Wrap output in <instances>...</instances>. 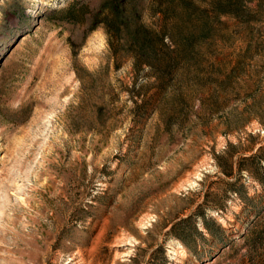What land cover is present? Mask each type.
<instances>
[{
  "label": "rangeland",
  "instance_id": "1",
  "mask_svg": "<svg viewBox=\"0 0 264 264\" xmlns=\"http://www.w3.org/2000/svg\"><path fill=\"white\" fill-rule=\"evenodd\" d=\"M0 264H264V0H0Z\"/></svg>",
  "mask_w": 264,
  "mask_h": 264
},
{
  "label": "trees",
  "instance_id": "2",
  "mask_svg": "<svg viewBox=\"0 0 264 264\" xmlns=\"http://www.w3.org/2000/svg\"><path fill=\"white\" fill-rule=\"evenodd\" d=\"M109 7H110V12L113 15V17H116L115 19H118L119 21H123L124 24H126L128 22L126 20V18L123 16L124 15V9L121 6L120 7H117L116 4L111 3L109 5ZM135 32H137V31L130 30V33H131V37L132 38L135 37V35H136ZM135 40H136V37H135Z\"/></svg>",
  "mask_w": 264,
  "mask_h": 264
}]
</instances>
